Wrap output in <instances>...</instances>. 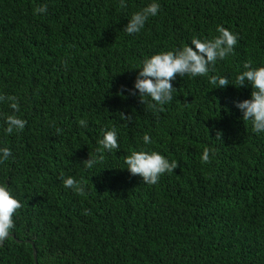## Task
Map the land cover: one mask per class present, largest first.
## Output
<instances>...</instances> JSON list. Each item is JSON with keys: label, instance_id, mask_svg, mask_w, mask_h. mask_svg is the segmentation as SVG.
Returning a JSON list of instances; mask_svg holds the SVG:
<instances>
[{"label": "trees", "instance_id": "obj_1", "mask_svg": "<svg viewBox=\"0 0 264 264\" xmlns=\"http://www.w3.org/2000/svg\"><path fill=\"white\" fill-rule=\"evenodd\" d=\"M152 2L158 13L127 34L131 15ZM125 3L0 0V95L16 96L15 115L27 121L7 134L13 112L0 101V148L12 152L0 184L23 205L10 232L21 242L4 240L0 264H35L27 240L38 264H264V133L234 106L252 91L235 85L243 63L264 66V0ZM41 5L47 12L35 13ZM217 25L237 36L234 54L206 76H177L164 111L117 94L135 91L143 59L212 39ZM212 75L229 86L214 88ZM113 128L119 148L84 167L101 130ZM205 147L214 149L210 163L201 162ZM141 150L178 167L145 184L124 164ZM62 176L83 181L85 194L65 188Z\"/></svg>", "mask_w": 264, "mask_h": 264}, {"label": "clouds", "instance_id": "obj_2", "mask_svg": "<svg viewBox=\"0 0 264 264\" xmlns=\"http://www.w3.org/2000/svg\"><path fill=\"white\" fill-rule=\"evenodd\" d=\"M120 7H127L125 0H120ZM160 9V5L156 2L148 4L140 11L134 12L128 20L124 31L129 34L139 33L148 19L155 16ZM37 14L47 12V6L41 5L34 9ZM217 35L212 39L201 40L193 37L191 46L184 45L175 51H164L153 54L141 61V67L137 70V77L134 83V89L127 90L121 88L118 95H122L124 91H128L130 95H137L141 104L147 103L148 108L153 111H164L163 105L169 103L173 99V92L176 88L172 86V81L177 76L185 75L191 77L206 76L210 71V67H214L218 60H224L228 56L234 54L237 44V36L224 28L217 25ZM243 71L235 78L236 88L245 87L246 84L251 87L250 98L239 102L234 101V106L242 113L243 121H250L252 131L256 133H264V66L253 67L250 61L243 63ZM209 83L214 88H225L229 86L227 77L212 75ZM148 98V99H145ZM10 101L9 107L13 114L4 117L6 124L5 132L12 134L23 131L27 121L19 118L15 113L20 111L18 98L16 96L0 95V101ZM188 103H185L187 106ZM122 120L131 121V115L119 113ZM79 125L86 127L87 122L80 120ZM208 130V129H207ZM61 130L57 129L59 134ZM102 137L97 140L98 147L96 153L88 154V159L82 164L86 168H93L96 164L102 163L104 153H113L119 148L117 141V132L113 128L111 130H101ZM209 132V130H208ZM222 133L217 131L215 140L221 142ZM144 144H150L151 137L147 134L143 136ZM222 143V142H221ZM214 154V149L205 147L201 155L202 163H210V155ZM12 156L11 149L8 147L0 148V163H4ZM126 170L133 176L142 178L143 183L155 185L159 182L162 175L173 173L178 167L177 161L169 162L163 155L152 151H131L124 157ZM62 184L65 188L73 189L77 194L84 195L83 181L77 182L74 177H61ZM23 205L14 198L7 185L0 184V242L6 239L11 230L14 228L13 215Z\"/></svg>", "mask_w": 264, "mask_h": 264}, {"label": "water", "instance_id": "obj_3", "mask_svg": "<svg viewBox=\"0 0 264 264\" xmlns=\"http://www.w3.org/2000/svg\"><path fill=\"white\" fill-rule=\"evenodd\" d=\"M9 237L14 238L16 242H19V243L21 242L20 240H18V239L15 238L14 234H9V236H8L7 238H9ZM7 238H6V239H7ZM4 240H5V239H4ZM4 240H3L2 242H0V246L3 245ZM26 242L29 243V244L31 245V247H32V255H33L34 263H35V264H38V262H37V252H36V249H35V247H34V243H33V241H31V240H27Z\"/></svg>", "mask_w": 264, "mask_h": 264}]
</instances>
